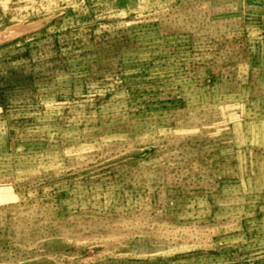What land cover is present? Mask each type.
I'll list each match as a JSON object with an SVG mask.
<instances>
[{
	"label": "rangeland",
	"instance_id": "rangeland-1",
	"mask_svg": "<svg viewBox=\"0 0 264 264\" xmlns=\"http://www.w3.org/2000/svg\"><path fill=\"white\" fill-rule=\"evenodd\" d=\"M0 264H264V0H0Z\"/></svg>",
	"mask_w": 264,
	"mask_h": 264
},
{
	"label": "bare ground",
	"instance_id": "bare-ground-1",
	"mask_svg": "<svg viewBox=\"0 0 264 264\" xmlns=\"http://www.w3.org/2000/svg\"><path fill=\"white\" fill-rule=\"evenodd\" d=\"M19 26H15L14 28H11V29H9L7 32H5V33H2V34H0V36H5V35H8V37H10V36H13V35H15L16 36V33L17 32H19V30H26L28 27L27 26H21L20 24H18Z\"/></svg>",
	"mask_w": 264,
	"mask_h": 264
}]
</instances>
